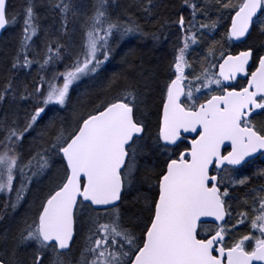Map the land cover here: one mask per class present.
<instances>
[{"label": "snow or ice", "instance_id": "obj_1", "mask_svg": "<svg viewBox=\"0 0 264 264\" xmlns=\"http://www.w3.org/2000/svg\"><path fill=\"white\" fill-rule=\"evenodd\" d=\"M0 264H264V0H0Z\"/></svg>", "mask_w": 264, "mask_h": 264}, {"label": "trees", "instance_id": "obj_2", "mask_svg": "<svg viewBox=\"0 0 264 264\" xmlns=\"http://www.w3.org/2000/svg\"><path fill=\"white\" fill-rule=\"evenodd\" d=\"M20 0H14V3L19 4ZM123 2V0H121ZM9 34L6 33L4 37H7ZM79 38V37H77ZM129 49H135L136 55L133 57L136 59L137 63L143 62L146 69H150L157 61V58L161 56L162 49H157L153 47L152 41L145 40L139 41L136 38H129L123 42L120 48L117 49V54L115 59L106 66V75H110L112 72L120 70V60L121 57L129 51ZM101 81H96V84L93 85L91 81H85L80 86V90L84 91L85 89L94 90L99 87ZM259 164V163H258Z\"/></svg>", "mask_w": 264, "mask_h": 264}, {"label": "flooded vegetation", "instance_id": "obj_3", "mask_svg": "<svg viewBox=\"0 0 264 264\" xmlns=\"http://www.w3.org/2000/svg\"><path fill=\"white\" fill-rule=\"evenodd\" d=\"M256 163L258 164V163H260V161H256Z\"/></svg>", "mask_w": 264, "mask_h": 264}, {"label": "water", "instance_id": "obj_4", "mask_svg": "<svg viewBox=\"0 0 264 264\" xmlns=\"http://www.w3.org/2000/svg\"><path fill=\"white\" fill-rule=\"evenodd\" d=\"M6 34V33H5ZM5 34H3V37L5 36Z\"/></svg>", "mask_w": 264, "mask_h": 264}]
</instances>
